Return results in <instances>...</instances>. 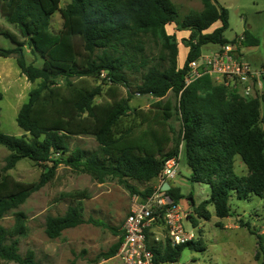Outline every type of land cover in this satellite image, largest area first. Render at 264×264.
Masks as SVG:
<instances>
[{
    "label": "trees",
    "instance_id": "trees-1",
    "mask_svg": "<svg viewBox=\"0 0 264 264\" xmlns=\"http://www.w3.org/2000/svg\"><path fill=\"white\" fill-rule=\"evenodd\" d=\"M61 2L0 0V15L20 34L0 27V36L15 45L11 49L0 47V57H15L30 83L40 81L17 115V124L25 134L16 137L0 131V146L10 152L0 167V261L38 264L34 253L20 254L19 239L12 240V233L25 235V215L16 214L13 232L1 222L50 183L60 165L85 173L98 183L117 179L132 194L146 199L154 188L139 191L130 181L156 180L166 162L182 153L191 170L189 181L210 186V197L201 204L205 220L210 219L208 206L214 208L217 218L230 217L233 195L239 200L264 197V97L242 98L216 84L211 76L185 86L188 64L201 56L202 48L228 43L224 33L229 29V12L218 0H201L202 11H192L183 19L173 0H70L65 8ZM58 12L63 25L54 33L50 25ZM217 22L222 26L206 33ZM172 24L179 31L190 32L186 40L189 52L182 68L178 65L179 43L167 32ZM145 37L161 42L164 54L155 64L146 56ZM244 38L245 47L260 44L248 31ZM25 45L42 59L41 67L27 63ZM127 73L141 74L138 94L155 99L149 109L130 113L133 93ZM102 76L112 86L128 89V97L95 103L100 87L91 89L68 81ZM61 77L67 80L66 85L57 82ZM170 94L177 99L175 104ZM2 99L0 92V102ZM130 115L131 120L125 121ZM175 115L181 122L178 139L173 138L169 124ZM75 136L93 137L98 148L71 150L69 140ZM237 157L247 167V176L236 174ZM24 159L47 169L38 182L24 183L8 174ZM166 193L176 205L186 198L177 187ZM82 210L80 205L70 206L63 216H48L47 237L57 239L64 231L84 224ZM110 229L119 238L101 256L103 260L116 257L123 241V230ZM149 245L156 264L178 263L185 250H202L197 240L175 247L169 242Z\"/></svg>",
    "mask_w": 264,
    "mask_h": 264
},
{
    "label": "rangeland",
    "instance_id": "rangeland-1",
    "mask_svg": "<svg viewBox=\"0 0 264 264\" xmlns=\"http://www.w3.org/2000/svg\"><path fill=\"white\" fill-rule=\"evenodd\" d=\"M173 2L178 9L180 19L185 18L192 11L200 12L203 9L201 0H173ZM218 2L229 12V29L224 33V38L230 44H239L238 50L243 53L245 62L254 67L264 65V0H218ZM69 3L70 0H62L61 8H65ZM62 25L63 18L58 12L51 20L50 30L57 33L62 29ZM0 27L20 35L19 31L1 15ZM173 30L178 32L179 28L169 25L170 35ZM246 31L259 39V46L246 48L243 43L240 44V39L244 37ZM184 36L188 34L185 33ZM178 37L179 39L176 38L180 44L178 65L182 68L187 58L186 40L189 37L182 39V34H178ZM143 41L146 56L153 64L160 61V57L164 54L161 42L149 37L143 38ZM0 47L11 49L15 45L9 39L0 36ZM221 48L222 44H208L202 48L201 54H211ZM23 50L28 64L35 67L42 66V59L31 53L29 45H25ZM161 63L166 65V62ZM20 71L15 57H0V73L9 77L0 79V92L3 94L0 102V131L16 137L25 134L17 124V115L22 105L28 101L30 91L40 84L39 80L30 83L23 77L19 78ZM127 75L131 85L130 91L133 93L129 102L130 113L135 109L149 108L155 99L138 94V88L142 83L141 74L127 73ZM103 79L104 76L100 79L71 78L68 81L83 83V86L91 89L100 87L101 92L94 99L95 103H111L113 100L128 97V89L121 86L114 87ZM57 82L66 85L67 80L61 77ZM169 98L174 104L176 103L177 99L173 94H170ZM261 111L263 113V107ZM130 120L131 115L125 119L128 122ZM169 124L173 138L178 139L181 134L179 116L175 115ZM69 141L71 150L77 148L94 151L98 148L97 142L90 136H75ZM9 154L6 148L0 146V167H4L5 159ZM46 170L43 165L24 159L8 174L21 182L35 183ZM235 172L239 176L248 175L247 167L239 157L235 160ZM190 175L186 157L182 154L177 182L172 181L171 184L179 186L185 197L191 196L193 199L194 204L188 199L187 208L184 209L187 217L184 220V228L187 232L193 231L197 235V242L201 243L202 250H185L178 264H264V197L239 200L233 195L229 202L230 217L219 219L215 215L214 208L208 206L206 209L210 219L205 220L206 211L201 208V204L210 197L211 189L205 184L191 183ZM130 184L139 191L158 187V182L155 180L149 183L130 181ZM141 201V197L132 194L117 179L108 178L104 183H98L85 173L60 165L54 179L34 193L24 205L7 214L1 224L8 231L13 232L17 224L16 214L25 215L24 226L27 230L25 235L17 236L12 233V240L19 239L20 254L25 257L28 252L34 253L38 264H121L116 257L103 260L101 256L107 253L119 238L110 228H116L121 232L133 205ZM79 205L83 209L86 222L64 231L57 239H49L45 233L46 218L63 216L70 206ZM193 219L197 222V226H194ZM91 220L101 225L96 226L89 222ZM0 264L15 263L0 261Z\"/></svg>",
    "mask_w": 264,
    "mask_h": 264
},
{
    "label": "built area",
    "instance_id": "built-area-1",
    "mask_svg": "<svg viewBox=\"0 0 264 264\" xmlns=\"http://www.w3.org/2000/svg\"><path fill=\"white\" fill-rule=\"evenodd\" d=\"M245 40L241 37L240 44ZM239 44L227 43L219 51L203 55L188 64L185 86L211 76L218 84L245 99L264 97V65L254 67L245 62ZM181 153L168 160L156 179L158 187L152 195L133 205L123 225V241L116 255L121 264H156L149 243H165L173 247L197 240V235L184 228L186 214L180 204L163 191L165 184L175 181L179 173ZM178 264V263H164Z\"/></svg>",
    "mask_w": 264,
    "mask_h": 264
},
{
    "label": "crops",
    "instance_id": "crops-1",
    "mask_svg": "<svg viewBox=\"0 0 264 264\" xmlns=\"http://www.w3.org/2000/svg\"><path fill=\"white\" fill-rule=\"evenodd\" d=\"M219 3V2H218ZM171 26H175V27H177V25L176 24H172ZM222 26V24H221V22H217L216 24H214L208 31H206V33H212L214 30H216V29H218V28H220ZM167 32H168V26H167ZM174 33H175V36H176V38L177 39H179V37H178V34H182V39H184L185 37L186 38H188L189 36H190V32H188V31H175L174 32V30H173V33H172V35H174ZM185 33H187L188 34V36H184V34ZM169 34V33H168ZM179 47H180V44H179ZM246 48H251V47H246ZM188 52H189V49H188V47H187V50H186V54H188ZM181 68V67H180ZM18 76H19V78H25V80H27L26 79V77H24L23 75H22V73H21V71H20V73L18 74ZM3 78L4 79H7V78H9L8 76H6L4 73H0V79L1 80H3ZM149 108H150V106H149ZM149 108H147V109H149ZM146 109V110H147ZM181 155H182V153H181ZM189 173H191V170L189 169ZM156 181V180H155ZM175 182H177V179L175 180ZM179 182V181H178ZM180 183V182H179ZM171 187H172V185H171ZM173 187H177V188H180L179 186H173ZM181 189V188H180ZM181 192H182V190H181ZM183 194V193H182ZM190 196H188V197H186L185 199H183L181 202H180V205H181V207L183 208V209H185L186 210V208H187V202H188V199L192 202V204H194V202L192 201V199H190L189 198Z\"/></svg>",
    "mask_w": 264,
    "mask_h": 264
},
{
    "label": "water",
    "instance_id": "water-1",
    "mask_svg": "<svg viewBox=\"0 0 264 264\" xmlns=\"http://www.w3.org/2000/svg\"><path fill=\"white\" fill-rule=\"evenodd\" d=\"M171 189V185L170 184H165L163 187H162V190L163 191H169Z\"/></svg>",
    "mask_w": 264,
    "mask_h": 264
}]
</instances>
